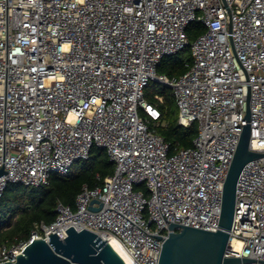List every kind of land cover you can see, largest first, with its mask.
I'll use <instances>...</instances> for the list:
<instances>
[{
  "label": "built area",
  "instance_id": "2783aa9c",
  "mask_svg": "<svg viewBox=\"0 0 264 264\" xmlns=\"http://www.w3.org/2000/svg\"><path fill=\"white\" fill-rule=\"evenodd\" d=\"M192 22L204 31L189 41ZM187 46L184 73L156 72ZM151 82L171 90L179 125L196 123L191 147L168 154ZM247 99L248 149L263 156L238 176L224 256L264 264V0H0V197L67 175L94 146L114 165L74 208L58 202L52 223L3 246L0 263L70 226L115 237L133 264H158L171 222L216 231Z\"/></svg>",
  "mask_w": 264,
  "mask_h": 264
},
{
  "label": "trees",
  "instance_id": "16d2710c",
  "mask_svg": "<svg viewBox=\"0 0 264 264\" xmlns=\"http://www.w3.org/2000/svg\"><path fill=\"white\" fill-rule=\"evenodd\" d=\"M203 31V26L198 22H192L186 28L189 41ZM185 50L189 51L186 58ZM191 62V50L187 46L173 55L163 57L156 72L169 78L178 77ZM156 84L151 82L145 90V97L149 100L153 99V93L164 98L163 104L159 106L161 117L155 122L156 133L168 143V154L191 147L192 140L197 135L196 123L187 127L179 125L171 90L162 85L157 88ZM149 91L153 93L148 95ZM113 170L114 165L105 149L94 146L87 159L76 161L65 176L53 174L47 185L24 186L9 183L0 197V251L3 246L11 247L27 241L36 222L52 223L56 218L55 208L58 202L74 208L75 198L83 186L91 189L102 185L104 177L112 174ZM138 188L140 187L135 189Z\"/></svg>",
  "mask_w": 264,
  "mask_h": 264
},
{
  "label": "water",
  "instance_id": "95a60500",
  "mask_svg": "<svg viewBox=\"0 0 264 264\" xmlns=\"http://www.w3.org/2000/svg\"><path fill=\"white\" fill-rule=\"evenodd\" d=\"M245 119L239 141L226 173L223 188L221 212L216 231L185 226L176 223L168 225L169 233L163 240L158 264H240L248 261L239 257H225L232 224L236 183L244 165L263 156L250 151V110L248 99ZM0 168V175L3 174ZM89 209L96 210L89 205ZM48 241L33 239L16 255V260L0 264H125L105 238L88 229L70 226L61 239L49 233Z\"/></svg>",
  "mask_w": 264,
  "mask_h": 264
},
{
  "label": "bare ground",
  "instance_id": "6f19581e",
  "mask_svg": "<svg viewBox=\"0 0 264 264\" xmlns=\"http://www.w3.org/2000/svg\"><path fill=\"white\" fill-rule=\"evenodd\" d=\"M110 246L114 249V251L121 257V259L124 261L125 264H133L128 254L123 249L120 242L115 237H107L105 238ZM234 245L236 249H239L240 242L234 241Z\"/></svg>",
  "mask_w": 264,
  "mask_h": 264
},
{
  "label": "rangeland",
  "instance_id": "374dc122",
  "mask_svg": "<svg viewBox=\"0 0 264 264\" xmlns=\"http://www.w3.org/2000/svg\"><path fill=\"white\" fill-rule=\"evenodd\" d=\"M188 54H189V51H188V50H185V51H184V57L186 58ZM156 87L159 88V87H160V84L157 83V84H156ZM152 93H153V91H149V92H148V95H150V94H152ZM146 98H147V96H146Z\"/></svg>",
  "mask_w": 264,
  "mask_h": 264
}]
</instances>
